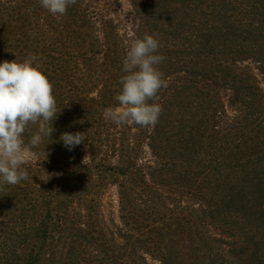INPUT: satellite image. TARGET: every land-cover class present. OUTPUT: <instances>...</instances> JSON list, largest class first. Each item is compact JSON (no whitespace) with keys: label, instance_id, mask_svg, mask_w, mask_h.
<instances>
[{"label":"trees","instance_id":"16d2710c","mask_svg":"<svg viewBox=\"0 0 264 264\" xmlns=\"http://www.w3.org/2000/svg\"><path fill=\"white\" fill-rule=\"evenodd\" d=\"M132 2L0 0V264H264V0Z\"/></svg>","mask_w":264,"mask_h":264},{"label":"rangeland","instance_id":"374dc122","mask_svg":"<svg viewBox=\"0 0 264 264\" xmlns=\"http://www.w3.org/2000/svg\"><path fill=\"white\" fill-rule=\"evenodd\" d=\"M92 6V11L98 13L100 17L113 19L119 27L120 33L127 40V45L131 46L137 52L139 58L142 55L141 43L136 37V32L140 21L135 15L132 0H87ZM262 78V77H260ZM262 87L264 81L261 79ZM80 155L83 161L90 158V149L86 143L79 145ZM0 156L5 160L33 162L36 159L35 153L28 148L21 146L19 143L14 144L0 143ZM145 157L151 163L156 159L152 156L150 149L146 148ZM104 214L109 222L114 221L121 224L119 212V196L116 187H113L106 194L104 201Z\"/></svg>","mask_w":264,"mask_h":264}]
</instances>
